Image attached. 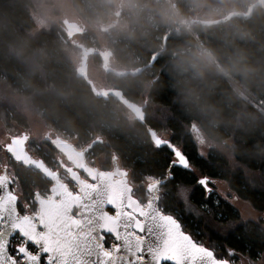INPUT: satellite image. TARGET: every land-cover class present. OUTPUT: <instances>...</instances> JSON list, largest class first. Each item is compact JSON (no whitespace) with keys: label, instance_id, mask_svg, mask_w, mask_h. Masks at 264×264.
Here are the masks:
<instances>
[{"label":"trees","instance_id":"16d2710c","mask_svg":"<svg viewBox=\"0 0 264 264\" xmlns=\"http://www.w3.org/2000/svg\"><path fill=\"white\" fill-rule=\"evenodd\" d=\"M71 1L81 19L92 24L107 23L117 5H125L120 20L127 29L105 31L113 65L119 68L148 64L169 35L151 70L137 77L109 75L107 82L143 106L147 125L189 159V168H177L175 180L162 188L167 193L163 203L179 211L185 207L179 203V186L189 188L201 215L193 213L199 223L189 218L188 228L203 232L199 239L215 254L233 251L258 261L264 256L261 222L242 221L229 201L208 189L211 201L203 204L200 179L227 182L237 197L264 215V110L235 91L238 85L264 104V8L255 9L248 19L193 24L186 30L178 28L177 15L187 23L214 20L245 12L256 0H171L177 15L167 0ZM31 8L32 0H0V83L24 97L46 126L82 142L102 138L100 151L117 157L137 187L134 196L147 199L142 183L165 177L173 154L166 147L156 148L146 128L120 102L96 98L77 77L72 44L61 27L53 24L48 31L30 34L35 26ZM85 33L78 43L96 48L92 35ZM199 140L227 145V153L212 147L202 156ZM38 177L32 170L19 173L26 193Z\"/></svg>","mask_w":264,"mask_h":264},{"label":"snow or ice","instance_id":"6c2138e0","mask_svg":"<svg viewBox=\"0 0 264 264\" xmlns=\"http://www.w3.org/2000/svg\"><path fill=\"white\" fill-rule=\"evenodd\" d=\"M180 167L169 160L167 178L156 180V194L143 201L97 192L91 211L73 214L62 202L23 219L0 214V264H227L199 239L203 232L188 228L185 221L199 223V217L186 206L172 211L163 203L167 193L158 189L175 180ZM201 187L202 203L208 205L211 197L204 181ZM13 237L22 243L13 244Z\"/></svg>","mask_w":264,"mask_h":264},{"label":"rangeland","instance_id":"374dc122","mask_svg":"<svg viewBox=\"0 0 264 264\" xmlns=\"http://www.w3.org/2000/svg\"><path fill=\"white\" fill-rule=\"evenodd\" d=\"M125 9V5L118 4L115 14L109 18L107 23L103 24L97 22L92 24L81 19V17L73 8L71 0H32L31 15L35 22V26L30 31V34L34 36L42 31H48L51 29L53 24L62 27L63 21L67 20L69 22L78 23L80 26L84 25L86 32L91 34L92 40L96 42H93V44H95L99 50L105 51L110 49L105 38V31L109 33L113 28H118L119 30L127 29V25H123L120 20V16L123 12H125ZM215 12H217V10ZM116 14H119V16ZM218 15H221V13ZM78 41L83 42L82 36L78 35L75 39L70 41L72 44L71 47L73 48V51H71V57L74 60L75 68L78 67L81 58V49L78 47V49H75L73 47V44L77 43ZM88 75L90 79L97 82V87H105L106 83L110 85L107 82V76L102 68V64L97 62L92 57H90L88 60ZM239 87L240 86L236 85L235 89ZM143 101L144 99L142 98L140 104H143ZM256 106L259 109H262L260 105L256 104ZM14 114L21 116V118H23L26 122L24 125L29 126L30 129L35 131L34 137L36 136L37 138H42L45 131L49 130L50 128L45 125L39 112L35 110L24 97L19 94L11 93L6 87H4L3 84L0 83V170L6 165L12 167L10 155L6 151L5 146L7 143H9L10 137L18 135L19 131L23 127H20L18 119H14ZM226 146L209 142L208 140H199V152L202 156H207L209 151L208 149L212 147L227 153ZM112 156V154L107 155L106 153H102L100 159L98 160L102 165L108 164V161H111ZM155 179L156 178L150 177L142 183L147 198H150V196L146 191V187ZM132 185L134 189V195L136 194L135 191H137V187H135L133 183ZM206 188L209 190V192L216 194V196L229 201L240 212L242 221L253 220L256 222H261L262 227L264 228V215L257 212L247 201L237 197L236 194L229 189L227 182L223 180H210L206 183ZM14 189L17 193L21 194L23 200L28 199V197L25 195L22 185L19 183L14 184ZM190 192L191 190L189 188L179 186V197L185 202L184 205L187 207V210L191 213H194L195 215H201V212L193 206L190 200ZM231 224L232 223L229 225ZM218 227H220L219 230L223 229V227L220 225H218ZM217 254L221 255L219 252ZM220 259L228 260L235 264H264V256H262L258 261H252L248 257L233 251H228V254L221 255Z\"/></svg>","mask_w":264,"mask_h":264},{"label":"water","instance_id":"95a60500","mask_svg":"<svg viewBox=\"0 0 264 264\" xmlns=\"http://www.w3.org/2000/svg\"><path fill=\"white\" fill-rule=\"evenodd\" d=\"M264 8V0H256L253 2L248 9L245 12H238V11H232L229 12L226 16L214 19V20H192L188 22V24L191 26L193 24H200L204 26H210L215 24H222L227 21H229L233 17H241L244 19L250 18L252 12L257 8ZM119 16V14H116ZM63 27L65 34L67 35L68 39H72L77 34H84L86 32L85 26H80L78 23L75 22H69L65 20L63 22ZM79 27V28H78ZM169 35H166L164 38L163 46L162 48L155 53L148 64L138 67V68H132V69H125V68H118L113 67L111 65L110 59L113 55V52L111 50H99L95 47H85L83 45H79L78 47L81 49V58L80 63L78 67L76 68V75L78 78L82 79L86 85L89 86L92 93L95 95L96 98L102 99L105 101H108L110 98H115L117 101H119L134 117L136 121H138L141 125H143L146 128V131L150 137L151 142L156 148H163L160 147V145H166V147L172 154H173L174 160L173 162H176L181 165L179 169H188L189 168V159L188 157L182 152L180 148H178L176 145H174L169 140H166L162 138L154 129H152L150 126L146 123V112L144 111V107L139 105L136 102H132L128 100L123 92L120 89H108V88H102L99 89L95 82L90 79L88 75V58L89 56H98L101 59L102 68L106 75H113L117 78H125V77H137L142 75L144 72L149 71L154 66L155 62L157 61L158 57L162 55L166 49V39ZM78 43H75V45ZM25 139H19V138H12L9 143L6 144L5 149L8 153L13 154L17 149L21 147L25 143ZM99 142H102L101 139L98 140ZM97 141H94V143L89 144L83 151L80 153L75 151L74 148L70 145L69 142L62 140V139H55L54 140V146L60 150L63 153H66L68 156H72L73 154H80V158L84 163L86 164L84 169L98 181L97 186L93 187V189H89L85 191L82 196H77L76 198H73L70 196V193L68 192V189L66 188L67 193V199L64 200L62 198L61 202L66 203L70 209H72L74 206H76L80 212L85 211L86 209L88 211L92 210V207L94 205L93 197L97 192H104L108 195H111L113 192H118L123 195L125 199H127L129 196H132V186L128 182V172L126 170H121L118 163H117V157L114 156L113 162H114V171L112 172H100L97 169H94L87 165L85 161V152L89 151L91 147H93ZM24 162L26 165L39 172L44 178L52 180L55 182V186H61V181L59 177H57L56 174L51 172V170L44 164L43 161H32L28 158V155H25L23 157ZM165 178H167L165 176ZM159 179V178H158ZM154 181L150 182L147 187L146 191L149 194L150 198L156 194L157 190H154L153 186L156 182ZM204 181V179H200V182ZM171 182V181H169ZM168 182V183H169ZM168 183L163 184L162 187L158 189V192L161 191V189L166 186ZM2 197L0 198V214H4L6 216H11L13 218H16V196L12 194L11 189L8 185L2 186L1 188ZM136 198V197H135ZM137 199V198H136ZM36 203L38 204V212L43 206L51 205V204H61V202H55L53 199L52 201L48 202L47 200H42L41 198H36ZM72 207V208H71ZM218 260H221L217 258ZM226 261L227 264H235L228 260H222Z\"/></svg>","mask_w":264,"mask_h":264},{"label":"flooded vegetation","instance_id":"af4514ba","mask_svg":"<svg viewBox=\"0 0 264 264\" xmlns=\"http://www.w3.org/2000/svg\"><path fill=\"white\" fill-rule=\"evenodd\" d=\"M61 28L64 29L63 26ZM78 35L81 36L83 34L75 35L72 39H70V41L75 39ZM79 45V43L76 44L77 47ZM96 49L99 48L96 47ZM90 57L101 63L100 57L91 55L89 56L88 60L90 59ZM112 59L113 55L110 59V62L113 67H117L113 65ZM98 88L118 89L115 85L110 86L107 83L105 84V87L99 86ZM109 100L117 101V99L115 98H110ZM22 119L23 118H20L18 122L20 127H23L19 131V134L11 136L10 140L12 138H19L25 139L26 141L23 145H21L19 149L15 151L14 155L8 153L10 155L12 167L6 165L0 170V198L2 197V186L8 185L11 189L12 194L16 196V217L23 219L24 217L28 216H35L38 213V204L35 201L36 198H41L42 200H47L48 202L52 201V199L55 202H61L62 198L64 200L67 199L66 188L68 189L70 196L76 198L77 196H82L85 191L93 189V187L97 186L98 181L84 169V167H86V164L81 160L80 154H73L72 156H68L66 153L61 152L54 146L55 139H62L69 142L74 150L79 153L83 151L89 144L97 141V143L93 147H91L89 151L85 152V161L87 165L90 166L91 169L94 168L100 172L114 171V155L111 157V161H108V164L102 165L98 160L100 159L102 154V152L100 151V147L102 144H104V140L102 138H94L90 141L82 142L78 140L77 137H73L70 134L59 131L53 127H50L49 130H46L42 138H37L36 136L34 137L35 131L33 129H30L29 126L24 125L26 122L24 119V121H22ZM99 139H101L102 142H99ZM25 155H28V158L32 161H43L44 164L51 170V172L59 177L61 186H55L54 181L44 178L39 172L29 168L23 160V157ZM117 163L121 170H126L118 159ZM82 165L84 167H82ZM28 170L37 172L40 175V178L38 177L39 179L37 180V183H32L34 185H31L30 193H26V191L24 190L25 195L28 197V199L23 200L21 194L15 191L14 184L19 183L21 185L19 173L21 171ZM13 172L15 173V176ZM127 177L128 182L133 189L129 173ZM71 211L73 214L80 212L76 206H74ZM12 243H22V241H20L17 237H13Z\"/></svg>","mask_w":264,"mask_h":264},{"label":"bare ground","instance_id":"6f19581e","mask_svg":"<svg viewBox=\"0 0 264 264\" xmlns=\"http://www.w3.org/2000/svg\"><path fill=\"white\" fill-rule=\"evenodd\" d=\"M177 22H178V20H177ZM235 91H236L237 94H239V96L243 100H246V101L248 100L249 102H251V103H253L255 105L258 104V105L261 106L262 110H264V104H263V102H261L260 100H258L254 96L250 95L247 90H244V88L239 87Z\"/></svg>","mask_w":264,"mask_h":264},{"label":"built area","instance_id":"2783aa9c","mask_svg":"<svg viewBox=\"0 0 264 264\" xmlns=\"http://www.w3.org/2000/svg\"><path fill=\"white\" fill-rule=\"evenodd\" d=\"M167 1L171 3L172 8L174 9V13L176 14L175 6L173 5V2L171 0H167ZM177 20H178V28L184 27L186 30H189V27L187 26L186 22L182 20L178 15H177Z\"/></svg>","mask_w":264,"mask_h":264}]
</instances>
